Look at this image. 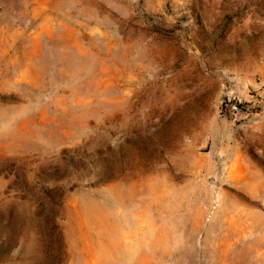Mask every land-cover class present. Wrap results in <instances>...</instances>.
Returning a JSON list of instances; mask_svg holds the SVG:
<instances>
[{"label": "rangeland", "instance_id": "1", "mask_svg": "<svg viewBox=\"0 0 264 264\" xmlns=\"http://www.w3.org/2000/svg\"><path fill=\"white\" fill-rule=\"evenodd\" d=\"M0 264H264V0H0Z\"/></svg>", "mask_w": 264, "mask_h": 264}, {"label": "trees", "instance_id": "2", "mask_svg": "<svg viewBox=\"0 0 264 264\" xmlns=\"http://www.w3.org/2000/svg\"><path fill=\"white\" fill-rule=\"evenodd\" d=\"M51 221H50V223L49 224H51L52 223V221H53V217L50 219ZM51 231H53L54 229H55V226L53 225V224H51Z\"/></svg>", "mask_w": 264, "mask_h": 264}]
</instances>
